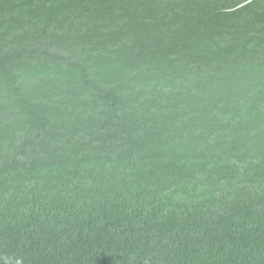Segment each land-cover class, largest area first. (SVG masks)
<instances>
[{
  "label": "trees",
  "instance_id": "16d2710c",
  "mask_svg": "<svg viewBox=\"0 0 264 264\" xmlns=\"http://www.w3.org/2000/svg\"><path fill=\"white\" fill-rule=\"evenodd\" d=\"M0 264H264V0H0Z\"/></svg>",
  "mask_w": 264,
  "mask_h": 264
}]
</instances>
